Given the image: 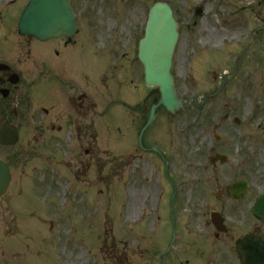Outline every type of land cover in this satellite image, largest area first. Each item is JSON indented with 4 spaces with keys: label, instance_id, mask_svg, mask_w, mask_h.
Returning <instances> with one entry per match:
<instances>
[{
    "label": "rangeland",
    "instance_id": "obj_1",
    "mask_svg": "<svg viewBox=\"0 0 264 264\" xmlns=\"http://www.w3.org/2000/svg\"><path fill=\"white\" fill-rule=\"evenodd\" d=\"M83 1L86 30L95 36L92 27L110 29L108 17L118 0ZM167 1L177 17L178 10L186 15L198 2L188 0L181 8L183 0ZM118 5L125 36L131 24H144L147 10ZM203 13L206 17L191 31L182 28L177 49L178 62L184 66H178V78L186 77L177 84L178 93L192 105H184L174 116L162 109L144 134L143 149L135 142L142 114L133 117L134 132L127 118L109 119L110 125L102 121L101 134L92 135L91 125L82 122L81 136L67 129V135L59 138L61 133L52 128L66 130L72 120L49 122L51 116L42 115V126L36 127L31 111L23 107L19 141L0 146V159L9 164L13 175L0 197V264H178V225L189 234L186 240L206 234L207 245L194 247L193 264L220 259L211 254L213 248L229 246L234 252L232 241L243 234L247 222L239 226L234 219L248 217V212L230 207L234 201L227 198V187L246 180L250 197L264 192V30L259 41L245 49L253 28L264 24V1L208 0ZM191 43L200 50L226 47L213 54L214 64L210 65V58H199L202 63L194 73V87L188 83L192 67L183 54L189 53ZM243 49L242 67L231 77V85L208 99V104L196 106L204 93L217 88L214 73L231 71L232 60ZM219 57L221 64L216 63ZM203 78L206 81L201 82ZM143 91L135 93V102ZM215 153L226 155L228 161L214 165ZM250 200L241 203L252 205ZM213 210L232 226L224 243L210 242L205 232ZM174 228L176 240L163 258Z\"/></svg>",
    "mask_w": 264,
    "mask_h": 264
},
{
    "label": "flooded vegetation",
    "instance_id": "obj_2",
    "mask_svg": "<svg viewBox=\"0 0 264 264\" xmlns=\"http://www.w3.org/2000/svg\"><path fill=\"white\" fill-rule=\"evenodd\" d=\"M6 1L0 0V26L2 23L5 26L0 34V121L12 118L21 120L23 107L26 106L31 111V121L37 123L36 127L42 126V115H47L51 116L49 122L72 120L73 124L69 126H73L78 134L82 132V122L89 123L94 135L99 131L97 123L104 115L103 73H110L117 85L116 101L119 95H126L130 99L128 83H133V60L128 58V53L123 54L121 60L124 62L115 64L110 70L102 56L92 49L90 39L82 33L80 25L79 32L71 38L62 36L40 42L33 37H23L16 28L23 2L13 0L11 5H6ZM196 23L194 19L193 24ZM122 88L128 93L122 92ZM31 105L32 108L29 107ZM123 105H126L127 113L133 112L131 102H123ZM118 106L116 103L114 113L125 115V109ZM52 129L64 131L62 126ZM240 222H246L245 231H242L244 234L234 237L232 242L251 234L259 239L261 245L258 248L262 250L264 220L253 217ZM231 232L230 228L224 233L214 232L213 237L224 243ZM225 250L228 255L224 258L218 248L213 249L220 259H213L212 263L239 264L236 254L235 258L232 257L234 252L231 248L226 246Z\"/></svg>",
    "mask_w": 264,
    "mask_h": 264
},
{
    "label": "water",
    "instance_id": "obj_3",
    "mask_svg": "<svg viewBox=\"0 0 264 264\" xmlns=\"http://www.w3.org/2000/svg\"><path fill=\"white\" fill-rule=\"evenodd\" d=\"M74 22L69 0H30L19 21V29L22 34L47 39L70 32ZM177 27L171 8L166 3H157L151 9L145 37L140 43L139 57L145 66L147 82L160 87L161 98L158 104L152 107L150 118L142 129L140 138L154 119L155 109L159 104L166 105L171 111L180 106V101L175 96L173 78L170 73L172 56L178 39ZM17 139L16 129L5 125L0 132V142L15 143ZM9 181V169L0 161V195L7 188ZM234 192L240 195L237 193L238 190ZM246 264H255V262Z\"/></svg>",
    "mask_w": 264,
    "mask_h": 264
},
{
    "label": "bare ground",
    "instance_id": "obj_4",
    "mask_svg": "<svg viewBox=\"0 0 264 264\" xmlns=\"http://www.w3.org/2000/svg\"><path fill=\"white\" fill-rule=\"evenodd\" d=\"M137 197H139V195H138ZM134 207H135V204H134L133 208H134ZM135 209H138V207H137V208L135 207ZM129 210H131V208H129Z\"/></svg>",
    "mask_w": 264,
    "mask_h": 264
}]
</instances>
